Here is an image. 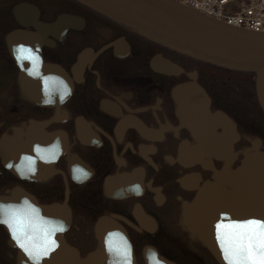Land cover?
I'll return each mask as SVG.
<instances>
[{
    "label": "flooded vegetation",
    "instance_id": "af4514ba",
    "mask_svg": "<svg viewBox=\"0 0 264 264\" xmlns=\"http://www.w3.org/2000/svg\"><path fill=\"white\" fill-rule=\"evenodd\" d=\"M251 75L76 0H0V205L18 212L37 248L64 225L47 257L63 256L61 242L76 256L95 248L105 220L101 241L116 247L104 251L105 264H219L181 225V205L214 181L231 150L232 168L254 140L264 151ZM186 86L195 89L177 97ZM196 112L206 115L198 129ZM209 124L212 141L201 135ZM30 263L0 223V264Z\"/></svg>",
    "mask_w": 264,
    "mask_h": 264
},
{
    "label": "water",
    "instance_id": "95a60500",
    "mask_svg": "<svg viewBox=\"0 0 264 264\" xmlns=\"http://www.w3.org/2000/svg\"><path fill=\"white\" fill-rule=\"evenodd\" d=\"M76 1L192 57L231 68L251 70L255 75L258 102L264 110V33L229 26L174 0ZM191 89L194 90L195 87L178 88L177 92L180 91L177 97L182 98L184 93ZM181 103L186 102L181 100ZM197 107L201 111L209 113L206 106ZM181 109L185 115L189 110L193 113V108L189 104L182 105ZM225 118H227V123L230 122L235 129V125L230 119ZM229 133L231 134V131L226 132L227 136ZM253 151V153L245 154L242 164L234 173L235 180L242 178L251 186V192L248 193L250 195H247V205L239 207L235 201V194H233L232 207L224 205L223 200H229L230 196L222 181L223 173L217 175L213 182H206L191 202V204L201 205V208L195 213V220L189 222L188 227L192 232L200 235L201 241L208 244L209 249L218 259L220 254L224 253L221 242L217 238L218 231L225 235L232 231L225 228V225L249 219L264 220V152L256 148H253ZM235 180L232 181L233 184H238ZM235 187L234 193L238 190V185ZM257 190L260 191L258 196L255 193ZM243 191H245V187ZM212 193H216V201L209 195ZM256 203L258 205H255ZM207 210L210 212L209 216H205ZM200 217L204 219L202 225L197 219ZM217 225L221 226L219 230ZM102 237L103 235H100V239ZM66 246L68 245L63 242L59 244L61 250H66ZM114 248L116 247L111 248L109 245L106 251H113ZM61 250L58 254L61 253ZM68 251L71 254H77V251L70 246H68ZM97 254L104 255L100 249L97 250ZM52 256L41 258L38 264H67L57 262L59 255ZM222 259L228 264L225 257ZM30 262V264H34L31 259ZM76 262H79L78 258Z\"/></svg>",
    "mask_w": 264,
    "mask_h": 264
},
{
    "label": "snow or ice",
    "instance_id": "6c2138e0",
    "mask_svg": "<svg viewBox=\"0 0 264 264\" xmlns=\"http://www.w3.org/2000/svg\"><path fill=\"white\" fill-rule=\"evenodd\" d=\"M20 51L26 50L21 46ZM52 159L55 157L53 156ZM27 203L25 201V204ZM32 211L36 212L37 210L33 208ZM0 223L8 227L17 245L34 261V264H38L42 257H47L58 247L57 241L52 238V233L65 230L63 224L52 228L47 234L45 243L37 248L24 238L23 230L20 228V216L11 206L0 205ZM220 227L217 225L218 230ZM224 227L232 231L227 235L218 231L217 238L221 242L228 264H264V220L249 219ZM119 254L127 258L130 255L127 246L121 249Z\"/></svg>",
    "mask_w": 264,
    "mask_h": 264
},
{
    "label": "bare ground",
    "instance_id": "6f19581e",
    "mask_svg": "<svg viewBox=\"0 0 264 264\" xmlns=\"http://www.w3.org/2000/svg\"><path fill=\"white\" fill-rule=\"evenodd\" d=\"M238 1L239 0H234L233 1L234 3H231V4L233 6H237L239 4ZM244 5H245L244 3H241V7H243ZM197 12L200 13V14H202V15H204V16L210 17V18H212V19H214L216 21H219V22H222L224 24H227L223 20L218 19L220 17H215V16L212 17V16L207 15V13L205 14L204 12H200L198 10H197ZM213 13L216 14V15H218V16H220L219 11L216 12V13L215 12H213ZM227 25L232 26L230 24H227ZM233 27H236V26H233ZM188 56H190V55H188ZM193 58H195V57H193ZM196 59H198V58H196ZM198 60L203 61V62H208V63H211L213 65L224 66V65H221V64L212 63V62L205 61V60H202V59H198ZM224 67H227V66H224ZM228 68H231V67H228ZM232 69L244 71L246 74L251 75V70L246 71V70L238 69V68H232ZM254 82H255V78H254ZM257 100H258V98H257ZM257 103H258L259 107H261L260 104H259V102H257ZM196 104H200L198 106L203 105V103H196ZM262 111L264 112L263 109H262ZM196 116H197L198 119H200L202 121V123L197 126V129H198L201 125H204V123H205V116L206 115L204 113H201V112L200 113L199 112H196ZM211 118L213 120L214 117H211ZM215 127H216L215 124H209L208 129L201 130V135L204 136V138H206L207 141H209L210 139L212 141V136L215 135V132L213 131V128H215ZM229 131H230V129H229ZM258 142H259L258 140H254L252 142L251 147H249L248 150L245 151V154L246 153H248V154L253 153L254 152L253 151V148H256L257 147V146L255 147L254 145H258L259 144ZM228 149H230V148H228ZM259 151H262V150H259ZM231 152H232V150H231ZM231 152H228L229 159H228V161H226L224 163V165L222 166L221 169H219V171L217 169H214L213 168V170H214L213 177L216 178L217 175H220V174L223 173L222 174V177H223L222 181H223V184L225 186L226 192L229 193V196H230V199L229 200H223L224 205H227L229 208H231L232 207V204H233V200H234L233 194H235V201H236V203L238 204L239 207H242L244 205H247L246 204V201H248L247 200V195H250L248 193H249V191L251 192V189H250L251 186L248 184L247 181L242 180V178H239L238 180H235L234 173L236 172V169L242 164V162H243L244 159L241 160V162L239 163V165L236 168H232L231 164H234L235 163V155L232 154ZM234 180L238 184H233L234 182H232V181H234ZM235 185H238V190L236 191V193H234L235 192L234 189H236ZM202 187L200 189H202ZM242 187L243 188L245 187V191H243V188ZM200 189H199V191H200ZM255 193L258 196L259 193H260V191L257 190ZM209 195H211L212 199L214 201H216V197H217L216 193H212V194H209ZM255 205H258V204L256 203ZM200 208H201V205H195V204H191V203H182V205H181V211H180V222H181V225L183 226V228L186 229V230H188L189 233L192 235V237L194 239H196L197 241H199L205 248H207L212 253V251L209 249L208 244H205V243H203L201 241L200 235L197 234V233H195V232H192L191 231V228L188 227V224L190 225L191 221H194L195 220V213ZM225 214H227V213H225ZM209 215H210V212H209V210H207L206 213H205V216H209ZM197 219H198V222L200 223V225L204 224V222H202L204 219H202L201 217L200 218H197ZM257 220H260V219L257 218ZM106 224H107V222L105 220L104 221L99 220L96 223V230H95L96 237L95 238L97 240V245H96L95 248L89 250L84 255L80 254V252H79V255L76 256V255H72L73 253L72 254L69 253L68 247H67V249L62 252L63 256L61 255L62 257L59 258V261L62 262V263H67V264H105V256L103 254H97V250L100 249L104 253L103 250H106V248L111 243L110 241H101V239H100L101 231L105 227ZM214 257H215V255H214ZM223 257H224V253L220 254V258L219 259L217 257H215V258H216V260H217V262L219 264H223V263L226 264V261L224 259H222ZM77 258H78V261H79L78 263L76 262V259ZM153 264H159V263L158 262H154Z\"/></svg>",
    "mask_w": 264,
    "mask_h": 264
},
{
    "label": "built area",
    "instance_id": "2783aa9c",
    "mask_svg": "<svg viewBox=\"0 0 264 264\" xmlns=\"http://www.w3.org/2000/svg\"><path fill=\"white\" fill-rule=\"evenodd\" d=\"M209 16L220 17L227 24L242 27L255 32H264V0H239L233 6L234 0H176ZM241 3L245 5L241 7ZM220 13V16L213 12Z\"/></svg>",
    "mask_w": 264,
    "mask_h": 264
}]
</instances>
